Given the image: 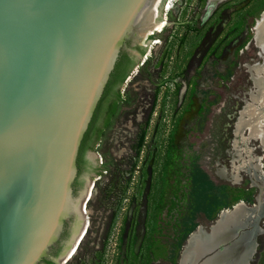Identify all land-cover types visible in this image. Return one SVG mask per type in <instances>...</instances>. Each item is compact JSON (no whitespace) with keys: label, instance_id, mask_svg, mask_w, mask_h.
<instances>
[{"label":"rangeland","instance_id":"374dc122","mask_svg":"<svg viewBox=\"0 0 264 264\" xmlns=\"http://www.w3.org/2000/svg\"><path fill=\"white\" fill-rule=\"evenodd\" d=\"M206 1L174 0L158 18L164 30L136 43L133 53L145 51L127 77L126 101L89 150L94 166L74 188L77 196L88 187L90 201L66 264H178L197 228L258 201L263 215L252 230L249 264H264V150L257 140L244 143L248 132L237 128L260 96L249 68L262 62L252 28L264 0H227L207 17ZM142 97L154 100L147 121L136 104ZM249 158L261 179L245 165ZM207 236L199 233L191 247L208 243Z\"/></svg>","mask_w":264,"mask_h":264},{"label":"water","instance_id":"95a60500","mask_svg":"<svg viewBox=\"0 0 264 264\" xmlns=\"http://www.w3.org/2000/svg\"><path fill=\"white\" fill-rule=\"evenodd\" d=\"M152 1L0 0V264H60L80 243L88 199V187L74 192L80 145L120 54L133 53L146 36L150 26H141L139 12ZM208 5L206 17L216 7ZM263 19L255 20L253 31ZM82 179L87 185L88 177ZM261 204L246 207L248 216L260 218ZM218 220L201 231L209 234ZM67 223L70 237L63 241ZM59 243L62 251L54 257Z\"/></svg>","mask_w":264,"mask_h":264},{"label":"bare ground","instance_id":"6f19581e","mask_svg":"<svg viewBox=\"0 0 264 264\" xmlns=\"http://www.w3.org/2000/svg\"><path fill=\"white\" fill-rule=\"evenodd\" d=\"M173 1L174 0H168V2H165L162 11L168 12L171 9V4ZM222 1L224 0H209L208 8L213 9L214 6L218 5ZM210 6H212V8ZM159 8L160 0H154L150 5H148L146 8H143L139 12V22L141 26H150L146 29L145 35H149L150 32L151 34H153L154 32L152 31H155L157 33L162 32L167 25L164 20H157L161 16ZM262 17L264 18V12L262 14ZM254 35L255 44L259 49L261 55L262 53L260 50L262 49L264 52V19L262 23L258 21V26L256 27V31H254ZM249 69L258 76L257 78H254L253 81L256 88L260 92V96L258 99H253L256 106H249L241 112V117L239 116L240 123L237 125V128L239 129V132H243L245 130L248 132V137L242 138V141L244 143H247L248 140H257L264 150V57L261 64H256ZM248 153L249 152H247L246 154ZM250 154L251 153H249V155ZM253 160L254 162L258 163L262 160V158L258 157ZM250 162H252L251 158L246 161L245 165L253 170L256 179H261L258 167L251 166ZM88 195L89 194L87 190L86 197H88ZM248 213L249 212L246 209V206L243 204L236 205L230 211H222L219 214V220L216 222V225L212 228L208 236L204 237V239L207 240L208 243L199 244L196 248H192V242H194L198 234L204 233L201 231L203 230L202 228H198V232L196 233V235L191 236L192 240L188 247V249H190L191 247L193 251L191 250L189 254H186L187 251H190L187 249L183 253L181 264H192L204 253L221 245L224 246L218 248V250H216L213 255L205 259L200 264H247L250 257L254 254L256 248L254 244L255 242L253 241L254 234L252 233V231L239 233V229L245 226L247 222H250V220H257L258 218L257 216H248ZM204 234L206 235V233ZM76 245L77 242L68 251L67 255H65L66 258L67 256L74 254L73 252Z\"/></svg>","mask_w":264,"mask_h":264},{"label":"flooded vegetation","instance_id":"af4514ba","mask_svg":"<svg viewBox=\"0 0 264 264\" xmlns=\"http://www.w3.org/2000/svg\"><path fill=\"white\" fill-rule=\"evenodd\" d=\"M155 33L156 32H154L153 34H155ZM153 40H154V36L151 35L149 37L148 41L150 42ZM140 47H143V46H140ZM138 50H139V53L138 52L128 53V52L124 51L120 54L121 58L119 57L120 59H118L119 60V68L116 72V75L113 79L112 84L110 85V91L107 93V95L105 97L103 106L101 108L100 118L94 123V125H93L94 127L91 130V132L89 134V138L85 144L86 149H85L83 156H82V165H81L82 169H81V171L84 169H86V170L90 169L92 166H94V162L92 160V154L89 152V150L92 148H96L99 145V142H101V137L99 139H97V136L101 131L105 132V130L107 129V128L105 129V124H106L108 117L110 116V112H111L113 106L117 105V108H118V106L122 102L126 101L122 95H123L124 87H127V77H129L130 72L133 71L135 66L138 67V65H135V62H136V60L141 59L143 57L144 51H145L144 48H138ZM136 78H138V77L136 76ZM136 104L140 110H143V113H142V116L144 117L143 120L144 121L150 120V115L153 114L152 110H153V106H154V100L150 97H148V98L142 97L140 100H138L136 102ZM115 116H116V112H115L112 119H114ZM146 138L147 137L144 136V139H146ZM141 145H142V148H145V147L149 148V144L146 143L145 140L141 143ZM81 171L78 172V177H77V180L75 181L74 188L80 184V173H81ZM81 180L84 181V179H82V177H81ZM89 201H90V198L87 199V201L84 205V209H85V207ZM70 228H71L70 225L67 223L65 225V229L63 232V238L67 235L68 232L70 233V231H71ZM78 246H79V243L77 244V247ZM77 247H76V249H77ZM61 251H62V244L59 243L56 247H54L52 249L51 255L54 257H57ZM68 251L65 253V255H67ZM65 255L63 256L62 260L60 261V264H66L67 263L68 259H64L66 257ZM50 263L54 264L51 260L47 259V260H44L42 264H50Z\"/></svg>","mask_w":264,"mask_h":264},{"label":"trees","instance_id":"16d2710c","mask_svg":"<svg viewBox=\"0 0 264 264\" xmlns=\"http://www.w3.org/2000/svg\"><path fill=\"white\" fill-rule=\"evenodd\" d=\"M119 57L121 58V56H119ZM120 58H118V59H120ZM118 68H119V60H117L115 66H114V69H113L112 73L110 74V78H109V80L107 82V85H106V87L104 89L103 95H102V97H101V99H100V101H99V103L97 105V108H96V110H95V112L93 114L92 120H91V122L89 124V127H88V129H87V131H86V133L84 135V138H83V140L81 142L80 149H79V154H78V158H77V168H78V172H80L81 169H82L81 168V165H82V156H83V153H84V151L86 149L85 144H86V142H87V140L89 138V134H90L91 130L94 127L93 126L94 123L100 118L101 108L103 106V103H104V100H105V97H106L107 93L110 91V85L113 82V79H114V77L116 75V72H117ZM116 110H117V105L113 106V108H112V110L110 112V116L108 117V119L106 121L105 129L108 128L109 125H110V123L112 122V118H113ZM103 134H104V131H101L98 134L97 139H99L100 137H102ZM50 264H52V263H50Z\"/></svg>","mask_w":264,"mask_h":264}]
</instances>
